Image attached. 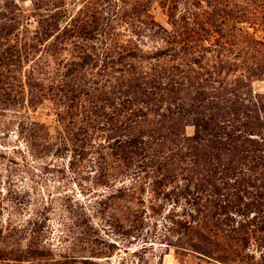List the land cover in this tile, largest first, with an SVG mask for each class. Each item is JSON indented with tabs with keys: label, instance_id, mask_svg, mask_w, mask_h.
Returning a JSON list of instances; mask_svg holds the SVG:
<instances>
[{
	"label": "rangeland",
	"instance_id": "rangeland-1",
	"mask_svg": "<svg viewBox=\"0 0 264 264\" xmlns=\"http://www.w3.org/2000/svg\"><path fill=\"white\" fill-rule=\"evenodd\" d=\"M0 264H264V0H0Z\"/></svg>",
	"mask_w": 264,
	"mask_h": 264
},
{
	"label": "trees",
	"instance_id": "trees-1",
	"mask_svg": "<svg viewBox=\"0 0 264 264\" xmlns=\"http://www.w3.org/2000/svg\"><path fill=\"white\" fill-rule=\"evenodd\" d=\"M201 122H202V124H204V125H201V124H199L198 123V121H196V127H202V129H204V130H206V128H205V125L207 124L205 121H203L202 119H201ZM203 131V130H202Z\"/></svg>",
	"mask_w": 264,
	"mask_h": 264
}]
</instances>
